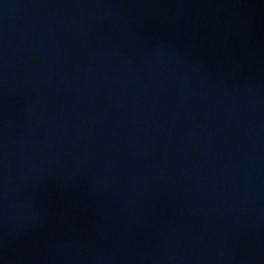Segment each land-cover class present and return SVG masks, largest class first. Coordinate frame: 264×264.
<instances>
[{
	"label": "water",
	"instance_id": "95a60500",
	"mask_svg": "<svg viewBox=\"0 0 264 264\" xmlns=\"http://www.w3.org/2000/svg\"><path fill=\"white\" fill-rule=\"evenodd\" d=\"M0 264H264V0H0Z\"/></svg>",
	"mask_w": 264,
	"mask_h": 264
}]
</instances>
